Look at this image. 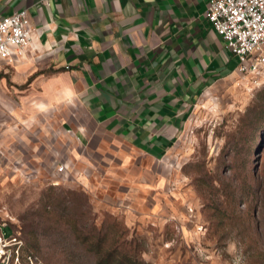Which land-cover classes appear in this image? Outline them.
<instances>
[{
	"label": "rangeland",
	"instance_id": "374dc122",
	"mask_svg": "<svg viewBox=\"0 0 264 264\" xmlns=\"http://www.w3.org/2000/svg\"><path fill=\"white\" fill-rule=\"evenodd\" d=\"M0 91V219L22 241L17 264H91L65 205L87 232L116 216L150 264H264V86L243 77L203 95L163 161L143 167L82 155L66 110L17 113L9 78Z\"/></svg>",
	"mask_w": 264,
	"mask_h": 264
},
{
	"label": "crops",
	"instance_id": "0c3cea01",
	"mask_svg": "<svg viewBox=\"0 0 264 264\" xmlns=\"http://www.w3.org/2000/svg\"><path fill=\"white\" fill-rule=\"evenodd\" d=\"M209 3L0 0V18L28 8L31 19L29 46L0 58V77L19 96L12 108L66 110L84 156L107 150V164L161 163L201 97L243 78L206 16Z\"/></svg>",
	"mask_w": 264,
	"mask_h": 264
},
{
	"label": "built area",
	"instance_id": "2783aa9c",
	"mask_svg": "<svg viewBox=\"0 0 264 264\" xmlns=\"http://www.w3.org/2000/svg\"><path fill=\"white\" fill-rule=\"evenodd\" d=\"M206 16L238 57V69L250 83L264 86V0H210ZM31 41L28 8L0 18V58L11 60L22 54ZM66 162L57 163L58 171L69 172ZM9 225L0 219V260L3 264L20 262L22 241L16 230L7 234Z\"/></svg>",
	"mask_w": 264,
	"mask_h": 264
},
{
	"label": "trees",
	"instance_id": "16d2710c",
	"mask_svg": "<svg viewBox=\"0 0 264 264\" xmlns=\"http://www.w3.org/2000/svg\"><path fill=\"white\" fill-rule=\"evenodd\" d=\"M64 208H67L72 215L71 219L74 220L71 231L79 240L80 254L88 253L94 256L91 258V264H150L141 256L136 240L126 236L125 228L116 216L108 215L99 229L96 227L95 232H87L79 226L76 211L71 208L72 211L67 205L62 209ZM29 240L30 244L38 247ZM12 263L13 261L10 264Z\"/></svg>",
	"mask_w": 264,
	"mask_h": 264
}]
</instances>
